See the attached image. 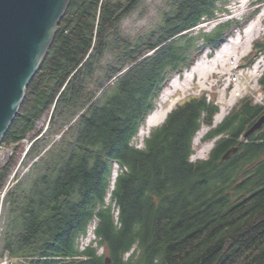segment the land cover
<instances>
[{
	"label": "trees",
	"instance_id": "obj_1",
	"mask_svg": "<svg viewBox=\"0 0 264 264\" xmlns=\"http://www.w3.org/2000/svg\"><path fill=\"white\" fill-rule=\"evenodd\" d=\"M143 1L71 0L26 87L1 143L19 145L47 113L60 138L48 147L35 131L23 157L37 159L2 199L0 257L12 264H264V128L243 137L263 104L246 96L214 125L219 105L201 91L133 143L169 78L242 24L196 29L228 0H162L153 30L125 34ZM258 81L264 91V70ZM202 125L203 140L221 137L193 160ZM15 163L0 167V190Z\"/></svg>",
	"mask_w": 264,
	"mask_h": 264
},
{
	"label": "rangeland",
	"instance_id": "obj_2",
	"mask_svg": "<svg viewBox=\"0 0 264 264\" xmlns=\"http://www.w3.org/2000/svg\"><path fill=\"white\" fill-rule=\"evenodd\" d=\"M162 5V0H144L136 11L122 20L121 29L125 34H129L130 36H138L144 32L153 30L158 23V10ZM226 8L228 12H217L215 19L202 21L196 29H210L217 22L228 18L240 21L242 26L234 29L233 33L212 54L209 53L210 49L206 48L196 59L194 64H200L201 69L204 71L202 75L195 72L189 80H184V74L191 66L185 69L181 75L175 74L171 76L166 86L160 92L154 110L163 111L173 102V107H175L183 99L204 91L208 98H214L219 105V112L214 117V125H216L233 106L239 103L240 99L246 96L252 98L254 103L264 105V91L261 90L258 81L264 70V49H262V47L264 48V32L250 42L246 39L242 30L249 21L256 18L259 12L264 11V1L256 4L255 0H228ZM253 13L254 15L251 18V14ZM245 18L248 19L246 20ZM261 25L264 27V17L262 18ZM222 46H225L227 51L215 60L216 51L222 48ZM250 59L252 62L249 64ZM108 60H110L109 57L105 59V62ZM173 80L176 81L178 87L171 85ZM221 111L223 114L220 119H217ZM50 126V115L47 113L36 122L35 129L29 132L19 145H4L0 143V167L8 161L13 153L16 155V163L5 182V187L13 185L28 170L32 162L37 159V157L34 160L30 157H23L25 149L32 142L36 130L42 129V132H45L42 137V144L45 146L49 147L53 141L60 138V133L56 132L57 129H50ZM154 126L148 128L143 123L140 126L138 134L134 137L133 143L137 146H142L144 137L148 135L150 129ZM67 127L65 126L64 129ZM208 129L209 126L202 125L201 129L196 133L193 139L194 153L191 159H205L207 157L213 145V140H203V136ZM119 167L120 165L115 162L113 176L117 173ZM2 193L3 189L0 190V210L3 208L2 199L5 194ZM1 224L2 218H0V228ZM92 229L93 223L90 224L87 235L83 236L84 241L93 237Z\"/></svg>",
	"mask_w": 264,
	"mask_h": 264
},
{
	"label": "water",
	"instance_id": "obj_3",
	"mask_svg": "<svg viewBox=\"0 0 264 264\" xmlns=\"http://www.w3.org/2000/svg\"><path fill=\"white\" fill-rule=\"evenodd\" d=\"M70 1L0 0V143L19 111L26 87L48 52ZM262 125L264 113L243 137ZM236 150L237 146L227 149L221 160L228 159ZM111 261L109 256L105 257L106 264Z\"/></svg>",
	"mask_w": 264,
	"mask_h": 264
},
{
	"label": "bare ground",
	"instance_id": "obj_4",
	"mask_svg": "<svg viewBox=\"0 0 264 264\" xmlns=\"http://www.w3.org/2000/svg\"><path fill=\"white\" fill-rule=\"evenodd\" d=\"M264 17V11H261L258 13V15L256 16L255 19L249 21L244 27H243V34L245 35L246 39L250 42H252V40L259 36L260 34H262L264 32V27L261 25V21L262 18ZM227 50L225 49V46H222V48H219L216 51V55L214 57L215 60H217L216 58H220L222 56V54L224 52H226ZM228 53V52H227ZM198 72L199 74L202 72H204L201 69V66L199 63H195L194 65H192V67L186 71V73L184 74V80H189V78L195 73ZM171 85L174 87H178L177 83L175 80H173L171 82ZM173 103H170L168 105L167 108H165L163 111H156L154 110L151 114H149L147 116V119L145 120V124L148 128H150L151 126H154L158 123H160L161 121L164 120L166 114L168 113V111L173 107ZM223 112L221 111L220 114L217 116V119H220V117L222 116ZM113 174V173H112Z\"/></svg>",
	"mask_w": 264,
	"mask_h": 264
},
{
	"label": "built area",
	"instance_id": "obj_5",
	"mask_svg": "<svg viewBox=\"0 0 264 264\" xmlns=\"http://www.w3.org/2000/svg\"><path fill=\"white\" fill-rule=\"evenodd\" d=\"M29 145H30V144H29ZM29 145L27 146V148L29 147ZM27 148H26V149H27ZM7 187H8V186H6V187L4 186V188H3V193H2V194L5 193V190L7 189ZM92 238H94V235H93ZM92 238L87 239L86 241H84L83 236H81L80 239H79V248H80V249H84V248L89 244V242L91 241ZM94 244H95V243H94ZM102 251H103V248L100 247V251H99V252H102ZM0 260H1V261H0V264H12V260H11V258H9L7 255H4Z\"/></svg>",
	"mask_w": 264,
	"mask_h": 264
},
{
	"label": "flooded vegetation",
	"instance_id": "obj_6",
	"mask_svg": "<svg viewBox=\"0 0 264 264\" xmlns=\"http://www.w3.org/2000/svg\"><path fill=\"white\" fill-rule=\"evenodd\" d=\"M262 127L264 128V125H262ZM220 137H221V135H219L218 137L216 136V137H214L213 139H211V140H213V145H212V147L215 145L217 139H219ZM211 149H212V148H211ZM211 149H210V150H211ZM209 153H210V151H209ZM209 153H208L207 157L209 156ZM207 157H206V158H207Z\"/></svg>",
	"mask_w": 264,
	"mask_h": 264
},
{
	"label": "clouds",
	"instance_id": "obj_7",
	"mask_svg": "<svg viewBox=\"0 0 264 264\" xmlns=\"http://www.w3.org/2000/svg\"><path fill=\"white\" fill-rule=\"evenodd\" d=\"M228 112H229V111H228ZM217 114H218V113H217ZM217 114H216V115H217ZM216 115H215V116H216ZM222 119H223V117H222L220 120H222ZM27 149H28V148H27ZM25 150H26V149H25ZM26 151H27V150H26ZM24 154H25V152H24ZM112 173H113V172H112ZM116 174H117V173H116ZM116 174H115L113 177H115ZM93 227H94V225H93ZM92 230H93V229H92ZM92 233H93V231H92ZM93 235H94V234H93Z\"/></svg>",
	"mask_w": 264,
	"mask_h": 264
}]
</instances>
